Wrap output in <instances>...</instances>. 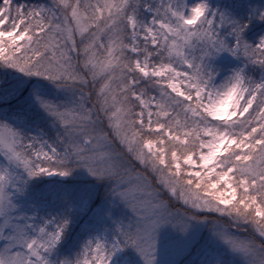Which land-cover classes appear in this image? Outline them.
Here are the masks:
<instances>
[{
	"label": "snow or ice",
	"instance_id": "obj_1",
	"mask_svg": "<svg viewBox=\"0 0 264 264\" xmlns=\"http://www.w3.org/2000/svg\"><path fill=\"white\" fill-rule=\"evenodd\" d=\"M0 264H264V0H0Z\"/></svg>",
	"mask_w": 264,
	"mask_h": 264
}]
</instances>
